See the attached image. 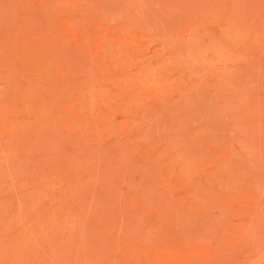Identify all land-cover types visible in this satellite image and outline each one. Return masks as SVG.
I'll use <instances>...</instances> for the list:
<instances>
[{
	"label": "rangeland",
	"instance_id": "374dc122",
	"mask_svg": "<svg viewBox=\"0 0 264 264\" xmlns=\"http://www.w3.org/2000/svg\"><path fill=\"white\" fill-rule=\"evenodd\" d=\"M0 264H264V0H0Z\"/></svg>",
	"mask_w": 264,
	"mask_h": 264
}]
</instances>
